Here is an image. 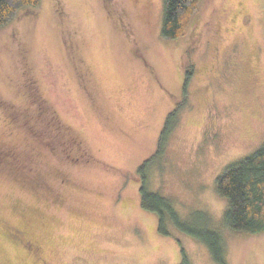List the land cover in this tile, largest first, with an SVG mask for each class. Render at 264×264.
I'll return each mask as SVG.
<instances>
[{
	"label": "rangeland",
	"instance_id": "1",
	"mask_svg": "<svg viewBox=\"0 0 264 264\" xmlns=\"http://www.w3.org/2000/svg\"><path fill=\"white\" fill-rule=\"evenodd\" d=\"M200 5L174 40L163 0H41L0 27V264H216L140 203L188 72L147 184L181 219L211 216L227 264H264V231H231L216 191L264 141V0Z\"/></svg>",
	"mask_w": 264,
	"mask_h": 264
},
{
	"label": "trees",
	"instance_id": "2",
	"mask_svg": "<svg viewBox=\"0 0 264 264\" xmlns=\"http://www.w3.org/2000/svg\"><path fill=\"white\" fill-rule=\"evenodd\" d=\"M202 1L163 0L162 37L174 40L185 36L192 20L200 11ZM40 3L41 0H0V27L12 22L21 11L35 9ZM191 75L190 72L186 75L183 100L179 101L177 108L166 116L155 154L146 158L138 168L137 173L141 180L140 203L144 209L154 212L159 217V232L169 234L166 222L170 220L179 230L206 244L216 264H227L221 236L212 227L211 216L204 211H196L192 213L190 221L181 219L171 200L159 192L152 191L147 184L150 167L154 161L165 155L169 137L179 122V112L187 106ZM216 191L228 203L223 216L225 226L234 232L264 231V141L253 153L225 166L224 172L216 178ZM18 231L19 228L8 230L13 234ZM23 239V242H28L29 237L23 236ZM18 240L22 242L17 235L16 242ZM182 260L180 264H190L185 252Z\"/></svg>",
	"mask_w": 264,
	"mask_h": 264
}]
</instances>
